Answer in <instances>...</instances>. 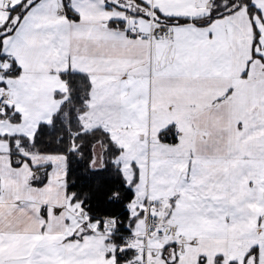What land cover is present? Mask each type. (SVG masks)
<instances>
[{
  "label": "crops",
  "instance_id": "crops-1",
  "mask_svg": "<svg viewBox=\"0 0 264 264\" xmlns=\"http://www.w3.org/2000/svg\"><path fill=\"white\" fill-rule=\"evenodd\" d=\"M1 34L16 71L0 75L12 103L0 117V264L142 258L113 241L112 218L98 230L70 200L63 155L19 150L7 139L19 133L2 131L42 88L63 99L65 72L90 79L88 128L143 142L128 233L143 243L159 216L152 264H264V0H0Z\"/></svg>",
  "mask_w": 264,
  "mask_h": 264
},
{
  "label": "trees",
  "instance_id": "trees-1",
  "mask_svg": "<svg viewBox=\"0 0 264 264\" xmlns=\"http://www.w3.org/2000/svg\"><path fill=\"white\" fill-rule=\"evenodd\" d=\"M155 18L167 23L189 21L188 18L164 17L158 11ZM4 35H0V48ZM0 59L4 56L0 55ZM15 71L12 64L10 74ZM60 77L66 84V97L52 120L40 123L31 140L22 135L7 139L15 144L17 138L18 144L28 152L63 155L66 194L78 203L88 221L97 223L98 230L104 229L106 218H112L115 221L113 241L119 242L120 235L128 233L134 218L128 208L134 198V183L126 182L120 164L115 161L122 148L102 127L86 129L82 124L81 115L87 110L91 90L88 76L65 72ZM10 119L18 118L10 116Z\"/></svg>",
  "mask_w": 264,
  "mask_h": 264
},
{
  "label": "rangeland",
  "instance_id": "rangeland-1",
  "mask_svg": "<svg viewBox=\"0 0 264 264\" xmlns=\"http://www.w3.org/2000/svg\"><path fill=\"white\" fill-rule=\"evenodd\" d=\"M2 75H4L2 73ZM1 75V76H2ZM43 94L40 101H20L22 105L25 107L24 115H21V119L17 122H8L2 124V131L7 133H19V135L26 136L29 140L32 139L35 130L37 129L38 125L42 122L49 123L52 120L54 114L57 113L59 108L61 107L62 100L65 99V95L63 99H55L51 94H48V89L42 88L40 92ZM30 102H34L40 106V115L33 116L32 110L35 107ZM96 101V97H94V103ZM54 111V112H53ZM82 124L86 129H89L88 125H90L88 117L84 114L82 117ZM36 121H42L35 123ZM18 135V136H19ZM112 139L117 142L116 144L122 148L121 153L116 158V162L120 164L121 171L127 183H131L134 180L133 191L135 196L132 202L129 204L128 208L130 212H133L134 207L140 205V199L142 198L143 193V182H142V175H143V167H144V147L143 142L140 141L139 136L135 137V140L131 141V139H126L122 137L121 133L112 132ZM141 135V134H140ZM15 144L17 147L19 146V141L17 138L14 139ZM7 144V143H6ZM19 148V150H21ZM130 264V261H129Z\"/></svg>",
  "mask_w": 264,
  "mask_h": 264
},
{
  "label": "built area",
  "instance_id": "built-area-1",
  "mask_svg": "<svg viewBox=\"0 0 264 264\" xmlns=\"http://www.w3.org/2000/svg\"><path fill=\"white\" fill-rule=\"evenodd\" d=\"M61 15H64V12H61ZM1 65H4V62H2ZM6 70L10 71V68H7ZM9 104V100L7 98L0 96V112ZM149 205H152V203H149ZM146 228V239L148 236H160L164 233L160 220L153 215H149L147 217ZM121 243L127 248L144 252L143 261H138L136 264H151L152 259L148 256L146 241L142 244L137 242L133 235H124L121 237Z\"/></svg>",
  "mask_w": 264,
  "mask_h": 264
}]
</instances>
